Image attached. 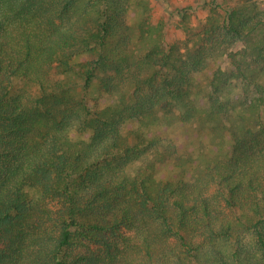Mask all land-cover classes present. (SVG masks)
Returning <instances> with one entry per match:
<instances>
[{
	"label": "trees",
	"instance_id": "trees-1",
	"mask_svg": "<svg viewBox=\"0 0 264 264\" xmlns=\"http://www.w3.org/2000/svg\"><path fill=\"white\" fill-rule=\"evenodd\" d=\"M200 6L0 0V264H264V0Z\"/></svg>",
	"mask_w": 264,
	"mask_h": 264
},
{
	"label": "rangeland",
	"instance_id": "rangeland-1",
	"mask_svg": "<svg viewBox=\"0 0 264 264\" xmlns=\"http://www.w3.org/2000/svg\"><path fill=\"white\" fill-rule=\"evenodd\" d=\"M152 5V15L153 21H158L161 17H167L168 8L173 7H187V9L192 13L190 17L192 22L198 20L205 16L206 10L203 9L201 5V0H150ZM175 21L176 18H173ZM166 37L169 41H174L181 39L183 37V31L181 28L173 24V22H168L166 25Z\"/></svg>",
	"mask_w": 264,
	"mask_h": 264
}]
</instances>
